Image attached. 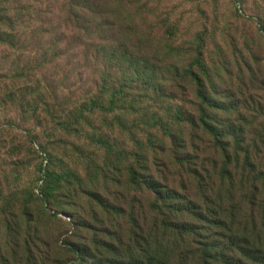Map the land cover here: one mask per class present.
Segmentation results:
<instances>
[{
  "label": "rangeland",
  "instance_id": "1",
  "mask_svg": "<svg viewBox=\"0 0 264 264\" xmlns=\"http://www.w3.org/2000/svg\"><path fill=\"white\" fill-rule=\"evenodd\" d=\"M0 8L18 15L13 47L0 45V264H95L77 246L125 261L131 235L170 218L150 212L157 198L131 168L176 195L196 241L264 264V0ZM202 121L236 136L229 174ZM188 244L181 262L194 264Z\"/></svg>",
  "mask_w": 264,
  "mask_h": 264
},
{
  "label": "trees",
  "instance_id": "2",
  "mask_svg": "<svg viewBox=\"0 0 264 264\" xmlns=\"http://www.w3.org/2000/svg\"><path fill=\"white\" fill-rule=\"evenodd\" d=\"M14 10L10 8H0V45L13 47L14 39L11 34H7V30L12 31V26L16 23L18 15L13 14ZM260 25V24H259ZM262 27V25H261ZM5 30V32H3ZM264 33V28L259 29ZM9 32V31H8ZM202 55L199 54L197 58V64L199 68L203 70V64L201 63ZM197 86L199 88V94L202 96L201 88L203 87V82L191 74ZM205 99V98H203ZM203 134L206 137H209L213 140L215 148L220 154V160L222 165V172L225 173L229 171V167L232 165V160L228 150L233 149V151L238 152L239 144L235 141L236 136L234 133H225L215 131L211 125L202 121L200 123ZM167 135L170 134L168 130ZM231 142V143H230ZM244 168H251V160L249 153L244 151ZM229 174V172H227ZM131 177V186L140 189L142 186L146 188L147 192L156 196V202L150 206V212L155 214L157 217H164L165 215L161 213V208L169 209L170 218H167V221L162 222L161 224H153L154 229L150 231L149 227L143 228L140 230L142 236L136 234L130 236L131 246L128 245V250L125 252V261L120 262L119 260H97V257L92 253L87 254V250L82 247H74L72 252L77 257L79 263H85L87 257L90 260L96 261L95 264H183L181 262V247L187 245L190 240H193L191 244H188L192 247L193 244L201 247V249L188 250L189 257L194 259V264H246L244 260H252L251 252L248 250H238L237 252L226 251L213 246L209 240L202 241V237L199 238V241H196V234L192 231L193 226L184 223L183 221H178L176 219L180 218L181 210H176L174 204L175 194L171 192L164 193L162 191L161 185H158L152 180H146L143 185L138 183V174L135 168L130 169ZM69 179L76 180L72 175H69ZM262 191L264 194V174L260 177ZM51 192L48 190L45 191L41 197L43 202L51 198ZM46 199V200H45ZM188 209H184V212H187ZM260 213L264 217V204L259 208ZM182 214V213H181ZM176 217V218H175ZM152 227V228H153ZM192 229V230H191ZM246 229L241 231V237H247ZM193 248V247H192ZM111 252V251H109ZM29 264H36L30 262Z\"/></svg>",
  "mask_w": 264,
  "mask_h": 264
}]
</instances>
